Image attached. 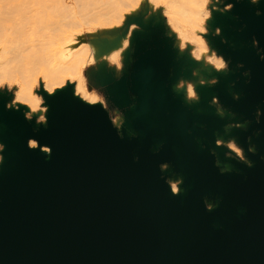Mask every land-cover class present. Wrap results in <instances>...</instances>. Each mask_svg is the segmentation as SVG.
Returning a JSON list of instances; mask_svg holds the SVG:
<instances>
[{"label": "water", "instance_id": "95a60500", "mask_svg": "<svg viewBox=\"0 0 264 264\" xmlns=\"http://www.w3.org/2000/svg\"><path fill=\"white\" fill-rule=\"evenodd\" d=\"M223 1L210 42L228 73L209 111L173 91L182 58L158 28L106 87L120 129L72 86L39 91L44 125L0 97V264H264V0Z\"/></svg>", "mask_w": 264, "mask_h": 264}, {"label": "rangeland", "instance_id": "374dc122", "mask_svg": "<svg viewBox=\"0 0 264 264\" xmlns=\"http://www.w3.org/2000/svg\"><path fill=\"white\" fill-rule=\"evenodd\" d=\"M86 1L91 3H83ZM184 1L0 0V12H3L4 18L2 24L5 26L10 24V20H15L24 14L35 17L33 20L23 22L22 27L26 33L22 38L23 43H18L20 48L16 58L13 59L11 55L5 54L1 59L0 97L8 98L6 103L8 109L26 106L28 109L24 113L26 119L33 120L36 125H44L47 109L39 91L53 94L67 86H72L74 96L85 103L101 105L113 125L120 129L123 117L121 112L108 101L106 87L128 75L134 59L136 36L149 35L150 28H158L172 41L179 59H190L194 62L189 75L185 76L183 72L182 78L176 85L174 84V90L182 92L185 100L190 102L194 96L189 94V88L192 89L195 84L209 88L216 83L219 75L228 73L226 61L213 48L210 38L218 36L221 30L220 26L218 29L213 28L215 24L212 23V17H217V13L229 12L231 6L225 5L223 0H204L206 15L202 17L199 28H191L186 23L177 21L172 14L173 3L178 2L180 5ZM249 1L251 4H257L260 0ZM125 38L128 44L124 51L128 56L123 51L124 56L120 53L119 58L113 57L106 47L114 40ZM82 40L102 46V52L91 58L86 56L78 64L76 71L61 75L60 80L52 85L49 84L50 79L56 76L51 71V67L58 62L62 50L69 45L77 46ZM9 47L11 46L5 40L0 39V51L1 49L7 51ZM41 49L49 53L47 63L34 62V58L40 56ZM218 61L225 66L218 68L216 65ZM205 65L212 68L206 77L207 73L202 72ZM26 86L37 99L38 106L35 110L18 99L20 90ZM213 104L217 108L216 114L229 115L215 100ZM229 116L233 117L231 114ZM235 126L242 127L241 124ZM217 144L228 150L227 157L249 164L234 140H219ZM1 151L0 145V153ZM209 203L208 207H213L211 202Z\"/></svg>", "mask_w": 264, "mask_h": 264}, {"label": "bare ground", "instance_id": "6f19581e", "mask_svg": "<svg viewBox=\"0 0 264 264\" xmlns=\"http://www.w3.org/2000/svg\"><path fill=\"white\" fill-rule=\"evenodd\" d=\"M83 3L89 4V3H91V1L89 3H87V1L83 2ZM205 8H206V6L204 3V0H185L180 5L178 4V2L173 3L172 14L177 21H182L183 23H186L191 28H196V27L199 28L200 24H201L202 17L206 15ZM34 18L35 17H32L31 15L24 14L15 20H10V24L8 26H5L2 24V20L4 19L3 18V12H0V39L5 40V42L11 46V47H9V50L7 48V51L1 49V51H0V68L2 65L1 59L4 57L5 54L11 55L12 56L11 58H13V59L16 58L17 52L20 48V45H18V43L23 41L22 38L24 37V35L26 33V31H24V28L22 27L23 22L33 20ZM216 20H217V17L213 16L212 17V23L216 24ZM210 22H211V19H210ZM127 44H128V40L126 38L122 39V40H114L113 42H111L106 47V50L111 55H113V57L116 56L119 58L120 53L123 54V51L126 48ZM130 47H131V45H130ZM31 48H34V47L31 46ZM102 50H103L102 46H98L97 44H89L83 40L79 44H77V46L69 45V46L65 47L62 50L61 54L59 55L58 62H55L54 66L51 67V71L54 72L56 76H54L52 79H50L49 84L52 85V84L56 83L58 80L61 79V77L64 74L73 73L74 71H76L78 64H80L86 56L91 58L94 55L101 53ZM126 51H128V49H126ZM129 51H130V49H129ZM40 52H41L40 56L35 57L34 62L39 63V64L47 63V61H48L47 58L49 56V53L45 52V50H43V49H41ZM124 53L127 54V52H125V51H124ZM122 56H124V54ZM127 56H128V54H127ZM127 60H129V58ZM8 62H10V61H8ZM185 62H186V64H185ZM5 63H7V62H5ZM193 65H194V62L192 60L182 59V70H183L185 76L189 75L190 69L192 68ZM209 70H212V68L209 66H206V65L204 66V69H202L203 74L207 73L205 75V77L208 75V72H210ZM174 86L175 85L173 84V86H172L173 91L178 96H180L182 98L184 103H186L192 107H195L197 110L202 109V110H206V111L208 110L209 111L211 109L209 102H208L210 96L212 95L211 90L209 89L210 87L209 88L203 87V86L201 87L198 84H195L194 86H192L191 94L190 93L189 94L191 96H194V97L191 99L190 102H188L185 100V97H183L182 92L174 90ZM78 88L81 89V87L79 85H78ZM18 99L27 103L29 108H32L34 110L38 106L36 97L32 94L31 89L27 88V86L24 89L20 90ZM22 108H24L25 111L28 110L26 106L22 107ZM223 113H224V111H223ZM229 115H230V113H229ZM123 121H122V123H123ZM228 130H229V128L227 127L226 132ZM219 140L223 141L224 136L219 135L217 137V141H219ZM34 144L35 143L31 141L29 146L33 148ZM218 146H222V145H218ZM43 151L47 152L46 149H43ZM219 154L223 156L224 153L220 151ZM218 165L223 170H227L229 168V164L226 163L221 158L218 161ZM170 187L172 189V192H178L179 190H181L180 183H179V181H176V180H172L170 182Z\"/></svg>", "mask_w": 264, "mask_h": 264}, {"label": "clouds", "instance_id": "9594fccd", "mask_svg": "<svg viewBox=\"0 0 264 264\" xmlns=\"http://www.w3.org/2000/svg\"><path fill=\"white\" fill-rule=\"evenodd\" d=\"M225 65L222 62H217V67L218 68H223Z\"/></svg>", "mask_w": 264, "mask_h": 264}, {"label": "snow or ice", "instance_id": "6c2138e0", "mask_svg": "<svg viewBox=\"0 0 264 264\" xmlns=\"http://www.w3.org/2000/svg\"><path fill=\"white\" fill-rule=\"evenodd\" d=\"M189 93L191 94V88H189Z\"/></svg>", "mask_w": 264, "mask_h": 264}]
</instances>
